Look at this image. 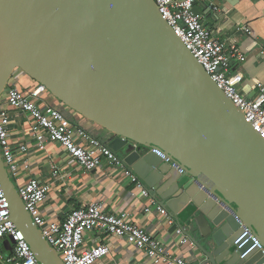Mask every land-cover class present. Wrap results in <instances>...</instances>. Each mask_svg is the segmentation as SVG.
<instances>
[{
	"label": "water",
	"instance_id": "1",
	"mask_svg": "<svg viewBox=\"0 0 264 264\" xmlns=\"http://www.w3.org/2000/svg\"><path fill=\"white\" fill-rule=\"evenodd\" d=\"M17 70L110 132L109 147L172 217L203 218L207 232L187 236L206 264H264V137L154 0H0V99ZM0 186L39 262L65 264L1 153ZM4 246L12 252L11 239Z\"/></svg>",
	"mask_w": 264,
	"mask_h": 264
},
{
	"label": "built area",
	"instance_id": "2",
	"mask_svg": "<svg viewBox=\"0 0 264 264\" xmlns=\"http://www.w3.org/2000/svg\"><path fill=\"white\" fill-rule=\"evenodd\" d=\"M196 1L154 0L161 15L187 49L241 110L246 120L264 137V85L254 81L253 88L258 94L253 98L248 96L245 76L235 70V65L245 62L244 53L235 44L227 46L221 42L204 26L200 16L193 10ZM238 31L251 34V30L246 26L239 27ZM48 92L45 86L39 84L27 94L21 91L17 84L10 82L4 93L5 97L0 99V153L14 182L20 175V167L28 170L30 166L28 163L20 166L17 162L9 131L11 119L5 104L28 116L31 129L40 143L48 139L60 144L85 171L97 170L104 159L111 165L124 167L120 157L109 145L71 126L59 108H42L37 100ZM80 139H85L86 145L81 143ZM28 149L26 144L18 146V151L22 153H27ZM127 175L140 194L150 198L152 204L158 207L157 210L168 217L169 213L151 197L144 182L129 170ZM17 189L34 222L65 264H97L110 255L111 249L105 242L83 250L86 233L96 229L111 237L126 239L136 248L144 250L155 264H194L183 258L173 257L168 248L144 228L131 223L125 215L106 213L100 203H92L85 209H75L60 223L46 219L40 211L41 205L49 198L50 185L37 179H29ZM10 217L9 204L0 186V264H41ZM176 234L180 245L194 246L183 228H178ZM8 239L12 240V252L4 255L2 242Z\"/></svg>",
	"mask_w": 264,
	"mask_h": 264
},
{
	"label": "crops",
	"instance_id": "3",
	"mask_svg": "<svg viewBox=\"0 0 264 264\" xmlns=\"http://www.w3.org/2000/svg\"><path fill=\"white\" fill-rule=\"evenodd\" d=\"M194 11L217 39L227 46L237 45L244 53L245 62L235 65V70L245 76L248 96L255 97L258 91L253 88L254 81L264 85V0H197ZM243 26L248 27L251 34L238 31ZM11 83L17 84L27 94L39 86V83L21 70L15 72ZM37 103L42 108H59L71 126L107 145L113 139L110 132L69 109L50 92L45 93ZM5 107L11 119L9 131L17 162L20 166L24 163L30 166L28 170L20 167V175L15 180L16 186L23 185L29 179H37L51 187L49 198L40 207L43 217L61 223L73 210L100 203L106 213L125 215L131 223L144 228L164 244L173 257H180L194 264H206L199 247L187 236L189 232L199 241V228L204 233L207 232L203 218L199 219L198 224L191 222L192 211L189 208L181 211L176 218L170 214L166 217L157 210L158 207L152 204L150 198L140 194L125 167L111 165L104 159L100 168L87 172L60 144L48 139L40 143L25 113L6 104ZM80 142L86 145L85 139H80ZM20 144L28 146L27 153L18 151ZM178 228L184 229L194 246L179 244L176 240ZM4 242V255L10 254ZM102 242L109 245L111 253L97 264H155L144 250L136 248L126 239L111 237L98 229L86 233L83 250Z\"/></svg>",
	"mask_w": 264,
	"mask_h": 264
},
{
	"label": "rangeland",
	"instance_id": "4",
	"mask_svg": "<svg viewBox=\"0 0 264 264\" xmlns=\"http://www.w3.org/2000/svg\"><path fill=\"white\" fill-rule=\"evenodd\" d=\"M57 99V98H56Z\"/></svg>",
	"mask_w": 264,
	"mask_h": 264
}]
</instances>
